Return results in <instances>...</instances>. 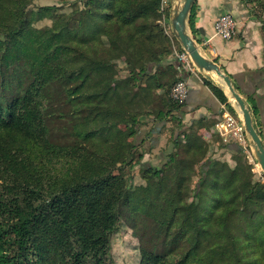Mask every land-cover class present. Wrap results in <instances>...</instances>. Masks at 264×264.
<instances>
[{
	"label": "trees",
	"instance_id": "1",
	"mask_svg": "<svg viewBox=\"0 0 264 264\" xmlns=\"http://www.w3.org/2000/svg\"><path fill=\"white\" fill-rule=\"evenodd\" d=\"M34 1L0 0V264H115L126 223L136 264H264V182L238 144L184 130L162 0H76L78 16ZM50 54L64 74L38 99ZM150 123L175 151L160 169L141 150Z\"/></svg>",
	"mask_w": 264,
	"mask_h": 264
},
{
	"label": "crops",
	"instance_id": "2",
	"mask_svg": "<svg viewBox=\"0 0 264 264\" xmlns=\"http://www.w3.org/2000/svg\"><path fill=\"white\" fill-rule=\"evenodd\" d=\"M178 1L179 0H175L173 2V0H169L165 10L169 14L171 32V16L173 8L178 4ZM237 7L238 0H197L193 7L195 11L194 28L190 27V31L192 35L195 36L202 54L216 63L223 73L231 78L236 91L247 101L249 107L256 108L258 122L262 125L261 137L264 141L263 32L258 29L257 22L243 17L244 14H241L238 19L237 33L231 40H225L217 36L214 29L215 21L219 16L226 13H230L234 17L238 15L239 11ZM166 20V15H164L163 21L166 22ZM166 31H168V28ZM166 33L170 37V32L169 34L168 32ZM206 42H208L207 45ZM174 56L171 57L167 63L173 64L179 69V62ZM179 76L187 82L189 88V98L185 104L184 112L181 114L184 130L187 131L190 128L192 129L194 133L193 143L200 147L205 142L213 139L216 135L222 136L219 133L218 124L224 120V116L227 112L234 116L241 114L235 102L229 96L226 87L213 76V79L209 80L205 78L202 73L191 74L182 69H179ZM206 79L224 92L234 111H231L229 107L215 96L205 83ZM225 107L228 108L227 112L224 109ZM149 125H151L149 129L145 128L141 136L143 137L147 132L151 131L154 138V131H156L158 136H155V138L159 139V135H162V125L155 126L154 130H150L152 123ZM223 139L227 144V149H239L237 143L234 141L231 140L232 143H230L227 138L223 137ZM253 150V144H251V157L249 161L257 167V160Z\"/></svg>",
	"mask_w": 264,
	"mask_h": 264
},
{
	"label": "rangeland",
	"instance_id": "3",
	"mask_svg": "<svg viewBox=\"0 0 264 264\" xmlns=\"http://www.w3.org/2000/svg\"><path fill=\"white\" fill-rule=\"evenodd\" d=\"M76 0H35L32 6V9L36 11L38 8L41 7H48V6H56L60 8V11H58V14H74V11L82 9L83 8V2L77 3L75 6H73L74 2ZM85 1V0H84ZM175 0H173L174 2ZM175 5V3H174ZM167 6L164 7L163 10H166ZM238 15H235L236 20L240 18L241 14H244L243 17H247L248 19H251L252 21L257 22L258 29L261 30L262 33V53L264 54V11L262 10L261 5L257 2L255 3H245L244 0H238ZM80 11H77L74 16H78ZM164 20V19H163ZM167 22V21H166ZM165 21H162V25L170 32V38L173 42L174 46V55L179 53V43L174 38L173 33L170 31V24L166 23ZM52 24L51 20H44L39 21L35 25L38 28H42L45 26H50ZM189 25V24H188ZM190 27V25H189ZM167 32V31H166ZM176 57V56H174ZM177 60V59H176ZM63 71L60 68L59 64L52 58V55H48L41 67V69L38 72V75L35 79V81L32 83V91L36 98L42 99L45 97L44 95V89L48 84L51 82L56 81L60 77L63 76ZM255 118L257 119V115H255ZM259 124V123H258ZM149 126L143 127L148 128ZM169 126H171L169 124ZM261 128V127H260ZM150 130H154V126L152 125ZM162 134V133H161ZM155 136H158L156 131H154V138L151 137V141L146 142L145 145L141 148L142 152L146 153L145 160L149 162L150 166L157 167L158 169L162 168L168 159V156L173 154L174 149L172 146V143L168 141V138L164 134L161 136L159 135V139L155 138ZM184 135L181 137V139H184ZM229 138V137H228ZM245 156L247 157V153L244 151ZM252 164V163H251ZM256 166H253V172L255 174V177L257 180H260L261 182H264V172L261 170V168L258 166V162H256ZM258 168V169H257ZM138 170V168H136ZM138 175L135 177V181L137 180ZM129 224L126 223L124 227L120 229L118 234L114 236L113 239V258L115 264H136L138 262V253H137V246H138V240L135 239L132 236V231L128 228Z\"/></svg>",
	"mask_w": 264,
	"mask_h": 264
},
{
	"label": "water",
	"instance_id": "4",
	"mask_svg": "<svg viewBox=\"0 0 264 264\" xmlns=\"http://www.w3.org/2000/svg\"><path fill=\"white\" fill-rule=\"evenodd\" d=\"M196 1L197 0H179L178 4L173 8L171 16L173 35L183 50L190 55L199 72L209 80L213 79V77L216 78L228 90L229 96L235 102L242 116L246 132L251 138L258 166L264 172V141L255 126V121L247 102L236 91L231 78L223 73L216 63L202 54L195 36H193L190 31L188 24Z\"/></svg>",
	"mask_w": 264,
	"mask_h": 264
},
{
	"label": "built area",
	"instance_id": "5",
	"mask_svg": "<svg viewBox=\"0 0 264 264\" xmlns=\"http://www.w3.org/2000/svg\"><path fill=\"white\" fill-rule=\"evenodd\" d=\"M169 0H162V11L165 6H168ZM238 22L236 18L230 14L226 13L215 21L214 29L217 36L225 39L231 40L237 33ZM169 34V31H167ZM208 42H206V45ZM176 59L181 65V69L185 72L191 74L200 73L194 62L192 61L190 55L183 50L177 53ZM172 99L178 104H184L189 98V88L187 82L181 78L173 87L171 92ZM227 112L228 108H224ZM219 133L227 138L231 139L238 146L247 153V157H251V138L246 132L244 122L241 115L234 116L231 113L225 114L224 120L218 124ZM229 137V138H228ZM254 152V150H253Z\"/></svg>",
	"mask_w": 264,
	"mask_h": 264
}]
</instances>
